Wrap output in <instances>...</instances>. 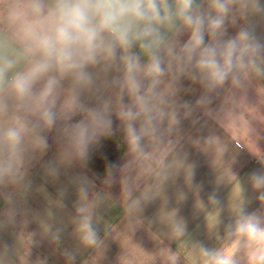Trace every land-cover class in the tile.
Here are the masks:
<instances>
[{
	"label": "clouds",
	"instance_id": "clouds-1",
	"mask_svg": "<svg viewBox=\"0 0 264 264\" xmlns=\"http://www.w3.org/2000/svg\"><path fill=\"white\" fill-rule=\"evenodd\" d=\"M261 19V0H0L4 223L16 222L19 202L30 188V168L50 147L49 133H55L57 157L44 167L47 175L58 177L61 166L86 161L93 145L114 134L115 117L128 159L123 166L109 165L105 183H119L133 229L143 203L182 166L176 134L183 119L199 123V108L247 135L243 93L253 81L264 80V40L256 35ZM230 28L237 30L229 35ZM184 80L201 89L195 104L180 97L194 90L184 88ZM230 175L235 178L227 204L232 219L223 235L218 232L221 201L215 192L208 197L212 211L207 213L215 216L211 227L205 218L217 246L186 242V225L175 215L168 225L172 240L184 242L196 264H264V172L248 176L262 206L251 212L243 185ZM71 182L78 194L74 234L82 247L101 249L95 209L105 197L97 193L90 199L85 177ZM65 255L72 264L74 254ZM157 256L162 264H185L171 248ZM0 264H10L7 247Z\"/></svg>",
	"mask_w": 264,
	"mask_h": 264
},
{
	"label": "crops",
	"instance_id": "crops-1",
	"mask_svg": "<svg viewBox=\"0 0 264 264\" xmlns=\"http://www.w3.org/2000/svg\"><path fill=\"white\" fill-rule=\"evenodd\" d=\"M236 30L230 28L229 35ZM256 35L264 40V19L257 22ZM186 39L187 35L182 37V40ZM182 83L184 88L194 90L182 91L181 99L195 104L201 94L200 87L187 80ZM262 93L264 80L253 81L243 93L247 135L243 128L237 129L233 124L223 126L199 108L195 112L199 123L193 124L192 118L182 120L176 134V152L182 166L170 172L158 195L143 203L138 222L133 221V229L128 228L119 183L110 186L105 183L109 165L123 166L128 159L119 121L113 117L114 134L102 137L93 145L86 161L61 166L58 177L47 175L44 167L57 157L55 133H49L50 147L30 168V188L19 202L21 211L14 224L4 223L6 206L0 199V252L7 247L10 264H68L66 252L74 254L72 264H119L122 255L124 258L120 264H151L152 256L167 247L176 250L185 259V264H196L184 242L172 240L168 233L174 215L186 225V237L182 238L186 242L217 246L218 242L206 223L207 218L211 227L215 220L213 213H207L212 211L208 197L215 192L221 201L223 210L218 232L223 235L224 226L232 219L227 204L232 190L229 182L235 178L230 173L244 187L247 211L262 208L256 199L259 193L254 192L248 183L249 174L264 172ZM222 99L223 95L217 97L210 107L218 109ZM210 137L211 141L207 142ZM73 177L87 178L91 185L90 199L97 193L105 197L95 209V216L99 218L96 224L98 235L104 241L101 249L82 247L74 234L72 219L78 194L76 185L71 182ZM144 186L145 181L141 180L140 189ZM137 195L139 190L134 193ZM199 201L204 205L203 209ZM53 234L59 235L58 241L53 240ZM152 264H162V261L157 256ZM181 264H184L183 260Z\"/></svg>",
	"mask_w": 264,
	"mask_h": 264
},
{
	"label": "rangeland",
	"instance_id": "rangeland-1",
	"mask_svg": "<svg viewBox=\"0 0 264 264\" xmlns=\"http://www.w3.org/2000/svg\"><path fill=\"white\" fill-rule=\"evenodd\" d=\"M107 164V163H106Z\"/></svg>",
	"mask_w": 264,
	"mask_h": 264
}]
</instances>
